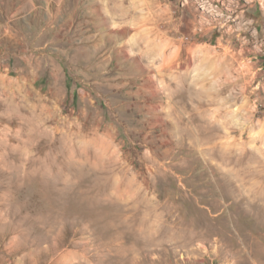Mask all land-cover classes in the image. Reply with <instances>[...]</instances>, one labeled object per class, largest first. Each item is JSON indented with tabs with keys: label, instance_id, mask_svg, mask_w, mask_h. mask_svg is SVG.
Returning <instances> with one entry per match:
<instances>
[{
	"label": "rangeland",
	"instance_id": "1",
	"mask_svg": "<svg viewBox=\"0 0 264 264\" xmlns=\"http://www.w3.org/2000/svg\"><path fill=\"white\" fill-rule=\"evenodd\" d=\"M0 264H264V0H0Z\"/></svg>",
	"mask_w": 264,
	"mask_h": 264
}]
</instances>
